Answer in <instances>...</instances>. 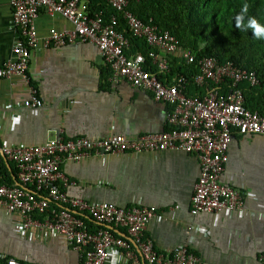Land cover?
<instances>
[{"label": "crops", "instance_id": "1", "mask_svg": "<svg viewBox=\"0 0 264 264\" xmlns=\"http://www.w3.org/2000/svg\"><path fill=\"white\" fill-rule=\"evenodd\" d=\"M37 27L45 36L52 28L70 29L72 23L43 10ZM19 39L23 41L13 24L10 0H0V64L13 56ZM29 73V83L18 75L0 77V145L5 139L13 146L78 136L122 134L136 139L168 128V105L148 89L114 81L113 69L93 43L40 44L32 51ZM31 87L37 89L42 107L25 105ZM4 162L7 168L0 169V180L19 184L17 166ZM200 168L195 155L177 150L92 155L79 163L64 162L61 172L67 182L59 184L89 203L154 207L156 214L145 234L161 253L186 246L205 264H264L259 259L264 253V134H234L230 144L221 180L242 192L241 214H192ZM85 218L94 231L100 228L89 215ZM19 222L18 214L0 207V252L29 264L80 263L79 252L64 237L43 231L24 235L17 228ZM106 228L130 239L124 227ZM116 264L150 263L140 258L138 263Z\"/></svg>", "mask_w": 264, "mask_h": 264}, {"label": "built area", "instance_id": "2", "mask_svg": "<svg viewBox=\"0 0 264 264\" xmlns=\"http://www.w3.org/2000/svg\"><path fill=\"white\" fill-rule=\"evenodd\" d=\"M107 1L124 12L133 34L144 38L151 47L148 53L128 55L130 41L118 29V18L113 16L105 23L103 16L88 13L84 0H10L13 24L20 30L23 41L19 39L13 47V56L0 64V77L18 75L29 83L32 51L40 44L50 47L93 43L113 69L114 81L125 80L134 87L148 89L156 100L168 105V128L136 139L122 134L98 139L78 136L20 146H13L5 139L0 145V168L4 161L14 163L19 184L0 183V207L20 216L17 228L21 234L43 231L64 237L79 252V264L138 263L140 258L150 264H205L186 246H177L168 253L156 249L154 241L145 234L147 224L156 214L154 207L124 208L106 201L89 203L69 195L59 184L67 182L61 166L66 161L82 162L92 155L183 151L195 155L201 167L191 198L192 214L214 213L225 217L241 214L245 202L242 192L223 183L221 177L234 134H264V114L246 107L245 95L239 86L245 81L257 85L259 79L254 71L240 68L231 61L197 57L182 47L171 32L144 22L127 10L130 0ZM43 10L52 16L67 18L72 27L52 28L47 35L40 36L37 22ZM173 57L199 67L195 82L206 86L203 97L187 93L189 82L185 76H177L169 82L161 79V75L170 72ZM223 86H227L226 91ZM25 105L33 109L42 107L43 101L35 87H31ZM85 214L100 228L92 231ZM107 224L124 227L130 239L106 228ZM259 259L264 263V253ZM3 261L29 264L0 252V262Z\"/></svg>", "mask_w": 264, "mask_h": 264}, {"label": "trees", "instance_id": "3", "mask_svg": "<svg viewBox=\"0 0 264 264\" xmlns=\"http://www.w3.org/2000/svg\"><path fill=\"white\" fill-rule=\"evenodd\" d=\"M84 1L88 13L103 16L105 23L113 16L118 18V29L130 41L128 55L146 54L151 50L144 38L133 34L124 12L116 10L107 0ZM126 9L144 22L171 32L182 47L199 58L216 57L220 62L231 61L240 68L254 71L259 83L252 85L245 81L239 86L243 89L246 107L264 114V39L255 38L251 28L253 20L264 27V0H130ZM198 73L196 64L173 57L170 72L160 77L169 82L177 76H185L189 82L187 93L203 97L206 86L195 82ZM226 90L227 86H223V91ZM1 168L6 169L7 164L3 162ZM0 183L14 185L11 180H0ZM85 220L94 231L89 220Z\"/></svg>", "mask_w": 264, "mask_h": 264}, {"label": "clouds", "instance_id": "4", "mask_svg": "<svg viewBox=\"0 0 264 264\" xmlns=\"http://www.w3.org/2000/svg\"><path fill=\"white\" fill-rule=\"evenodd\" d=\"M251 28L253 29V35L255 38L264 39V27L259 26L256 21L253 20Z\"/></svg>", "mask_w": 264, "mask_h": 264}]
</instances>
